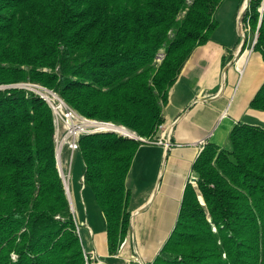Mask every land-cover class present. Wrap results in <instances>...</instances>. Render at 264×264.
<instances>
[{"label":"trees","instance_id":"trees-1","mask_svg":"<svg viewBox=\"0 0 264 264\" xmlns=\"http://www.w3.org/2000/svg\"><path fill=\"white\" fill-rule=\"evenodd\" d=\"M223 1L0 0V84H42L82 116L156 142L171 89L217 30ZM243 22L258 31L254 50L264 57V0L250 1ZM250 108L264 112V83ZM55 134L47 101L26 89L0 92V264H89ZM143 144L97 132L76 153L111 254L131 228L127 178ZM229 144L204 146L176 225L147 264H264V126L235 124Z\"/></svg>","mask_w":264,"mask_h":264},{"label":"crops","instance_id":"crops-1","mask_svg":"<svg viewBox=\"0 0 264 264\" xmlns=\"http://www.w3.org/2000/svg\"><path fill=\"white\" fill-rule=\"evenodd\" d=\"M243 10L244 4L238 9L237 3L236 19L240 20L241 37L247 40L245 48L242 38L224 42L212 36L195 49L171 89L164 108L165 125H173L171 147L145 143L139 148L127 178L133 194L131 228L117 254L109 252L105 214L93 192L78 185L72 187L73 211L89 264L153 261L176 225L187 183L195 178L192 167L204 148L200 142L224 147L222 143L228 140L235 124L261 125L264 112L251 109L250 102L264 83V57L254 45L248 53L252 46L241 27ZM151 165L152 173L147 172L153 179L149 187L135 190L132 176L137 166L145 172Z\"/></svg>","mask_w":264,"mask_h":264},{"label":"built area","instance_id":"built-area-1","mask_svg":"<svg viewBox=\"0 0 264 264\" xmlns=\"http://www.w3.org/2000/svg\"><path fill=\"white\" fill-rule=\"evenodd\" d=\"M250 29L248 25H246ZM256 42V39H255ZM254 42V44H255ZM11 88H20V89H26L28 91H31L35 93L36 95L40 96L42 99L47 101V103L51 106L54 114V120H55V127H56V134H55V141H56V154H57V163L62 165L64 163L63 161V153L65 150H67L69 154V159L66 161V164L69 165L70 170H72V165L74 162V157L79 150L80 147V140L84 135L87 134H93L97 132H109L108 129H106V126H117L116 124L112 122H105V121H99L87 118L85 116H82L77 110H75L73 107H71L57 92L48 89L47 87L43 86L39 83H33V82H20L15 84H9V85H3L0 84V92L6 89ZM165 125H162L161 128H163ZM123 129H127L121 126H117ZM114 133H118L127 137H135L137 140H141L147 143H153V144H159L163 145L165 147H171V134L173 130V125H168L165 133L160 136L159 140L156 142H151L148 140L140 139L137 133L132 131V134L123 133L117 129H114ZM129 130V129H128ZM131 131V130H130ZM201 146H205L207 142L205 140H202L200 142ZM64 185L68 188L69 193L72 196V188H71V172L69 174H66L63 170V176ZM85 175H82L80 178L81 182V188L84 190L85 185ZM193 183H196V180L192 179ZM79 228V226H78ZM216 231L217 229L214 228ZM80 231V228H79ZM86 252V251H85ZM86 257L89 259V254L86 252Z\"/></svg>","mask_w":264,"mask_h":264},{"label":"rangeland","instance_id":"rangeland-1","mask_svg":"<svg viewBox=\"0 0 264 264\" xmlns=\"http://www.w3.org/2000/svg\"><path fill=\"white\" fill-rule=\"evenodd\" d=\"M218 10H219V13L216 15V18L219 21V26H218V30H216L213 34L215 39L219 40V41L228 42L233 38L237 39V41L242 38L243 41H245L246 37H244V38H243V36L241 37V34L239 33V30H238L240 20L236 19L237 1L236 0H227V2H225V4L223 6H220V8ZM242 24L243 25L241 27L243 29V32L245 33V35H247L248 40L252 46V47H249V51L247 50L249 53L250 51L253 50V45H255L254 42H255L257 34L252 32V31L247 32L246 28H248V27L244 24V22ZM249 30H251V29H249ZM249 33L251 36L250 38H249ZM246 57H247V55H246ZM259 122L261 123L262 126H264L263 125L264 120L260 119ZM163 125H165V124H163ZM167 126L168 125H165L163 128L160 129V136L165 133ZM144 140H148V139H144ZM142 142L147 143L144 141H142ZM222 144L225 148L226 147L229 148L230 147L229 138L225 143H222ZM68 159H69V154H68L67 150H65V152L63 153L64 163H62L61 168L64 170V172L66 174H69L71 172V176H72L71 188L73 187V189H74L77 185L81 186V182H79V181H80L81 171L83 170V162L79 156L75 155L74 162L72 165V170H70L69 165L65 163L66 161H68ZM153 166L154 165L147 167L145 172H143V169L140 168V166H137L135 176L134 175L132 176L135 178L132 182L133 188L135 190L138 191V189L142 190L143 187H149V185L153 179L151 178L150 174H148L147 172H148V170H150V172L152 173ZM160 179H162V178L160 177ZM87 190H90V189L88 188Z\"/></svg>","mask_w":264,"mask_h":264},{"label":"water","instance_id":"water-1","mask_svg":"<svg viewBox=\"0 0 264 264\" xmlns=\"http://www.w3.org/2000/svg\"><path fill=\"white\" fill-rule=\"evenodd\" d=\"M250 1H251V0H245V2H244V10H243V13H242V16H241V26L243 25V24H242V23H243V18H244V15H245V13H246L248 7H249ZM256 34H257V35H256V42H257L258 31H257ZM256 42H255V43H256ZM109 132H115V130H109ZM132 138L135 139V137H132ZM139 138H140V139H143V138L140 137V136H139ZM137 140H138V139H137ZM58 167H59V170H60L61 176H63V169L61 168L60 164H58ZM195 180H196V178H194V181H195ZM65 188H66V191H67V194H68L69 200H70L71 205H72V208H73L72 196H71V194L69 193L68 188H67V187H65ZM151 201H152V200H150L149 203H148L146 206H144V207H142L140 210H138L137 213H139V212H141L142 210H144V209L150 204ZM133 214H135V213H133Z\"/></svg>","mask_w":264,"mask_h":264},{"label":"bare ground","instance_id":"bare-ground-1","mask_svg":"<svg viewBox=\"0 0 264 264\" xmlns=\"http://www.w3.org/2000/svg\"><path fill=\"white\" fill-rule=\"evenodd\" d=\"M106 129L108 130H114V129H117L123 133H128V134H132V131L128 130V129H123V128H120V127H117V126H106Z\"/></svg>","mask_w":264,"mask_h":264}]
</instances>
